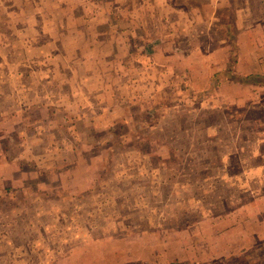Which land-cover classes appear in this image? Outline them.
Instances as JSON below:
<instances>
[{
  "label": "rangeland",
  "instance_id": "1",
  "mask_svg": "<svg viewBox=\"0 0 264 264\" xmlns=\"http://www.w3.org/2000/svg\"><path fill=\"white\" fill-rule=\"evenodd\" d=\"M70 2L0 0V185L25 191L17 202L0 197V264H264V172L245 177L262 163L251 151L264 130V0H173L168 11L161 0H132L140 26L116 25L137 35L139 56L123 51L121 75L113 58L103 69L77 59L74 74L61 70L90 45L89 26L81 40L64 32L69 15L82 30L96 15L69 14ZM109 9L99 12L105 24L120 19ZM184 40L203 58L226 48L227 78L256 82L259 97L249 88L243 102L221 105L235 91H200L204 75L140 61L185 51ZM103 50L112 44L93 54ZM193 61L203 74L206 59ZM2 161L19 163L23 181ZM69 181L80 187L67 190Z\"/></svg>",
  "mask_w": 264,
  "mask_h": 264
},
{
  "label": "crops",
  "instance_id": "2",
  "mask_svg": "<svg viewBox=\"0 0 264 264\" xmlns=\"http://www.w3.org/2000/svg\"><path fill=\"white\" fill-rule=\"evenodd\" d=\"M71 1L72 2H70V3H72V4H68V6L66 7L68 9L69 14H70V12L73 13L75 11L82 10L84 13V17L90 16L88 14L90 11L92 13L95 11L96 13H94V14H96V15H94L95 19H90V22L88 23V25L83 27L84 29L82 30L81 29L82 24L77 25V24L71 23L74 20H76V18H75V16H72L70 14L68 17V21H66L67 23L64 26L65 27L64 32H66L68 37L71 36L72 39L75 38V39L81 40V38H84L83 36H85V34H86L87 30H85V28H87L89 26V28H88L89 29V33H88L89 37L88 38L90 41V45L88 46V48H91V46H92V49H90V50H93V51L89 50L90 54H88V52L85 51V49L88 50V48H85V47L83 49L77 48L78 51L73 50L71 54L69 53L66 56L68 58H66V57L64 58L66 60V62H64L63 64L60 65L58 62L53 61V64L55 63L57 65H60L62 67L61 68L62 71L69 72L70 74H72V73L74 74V72L76 71V64H81L80 62L82 61V59L85 60V62L82 63L85 66L88 65L89 63L93 62L96 64L97 67H100L103 69V67H105V65L111 63L108 60L113 58V59H115V60H113V62L116 61V63H115L116 65L115 66L112 65V72L113 73L115 72L116 74H120V75L123 74L124 71H120V68H123V67H121L122 66L121 60L123 59V51L125 52V54L128 57L130 56V57L137 58V56H139L136 53V51H137V45L136 44H137L138 38L136 37L137 35H134V34H125L123 31V27L116 25V23H118V21L125 22V23L128 22L129 26L128 25L125 26L126 29H129L128 32H130L131 30L136 31L140 25H136L135 23L132 22L133 15H134V12H136V11L141 12L143 10L141 8L142 5L140 4L137 8V6L134 5V2H132V0H120L122 4H118L119 2L117 0H111V3H113V4H111V3L107 4L105 0H83V5H81L82 3L80 2L82 0H71ZM125 1H127L129 3V5H127V2L125 3ZM170 1L173 3V0H161L162 9H164L165 11H168V9L171 8L168 6ZM142 3H144V2H142ZM165 3L167 4L166 7H165ZM78 5L83 6V7L80 8V6H78ZM108 5H110L111 8H114L113 10H115V11L117 10V12H119L120 19L119 20L116 19L115 22L105 24L106 23L105 21H107V20H104V18L101 17V14L99 12L106 10V9H107V13L111 12L112 10L109 9L110 6H108ZM155 5H156L155 2L153 1V6L155 8V12H158V9H160V8H156ZM174 8H177V7L173 6V9ZM152 9H153V7H152ZM91 16H93V15H91ZM52 18H53V16H51V18H49V20ZM164 19H166L167 24H169V23L171 24L172 20H169L168 15H165V16L162 15V20H164ZM82 21H83V23H85L84 20H82ZM48 25L51 27L50 31H52L53 26H60L59 24L53 25L52 22H47L45 24V27H48ZM99 27L104 28V29L100 30V29H98ZM116 27H119V28L117 29ZM109 28H110V30H109ZM112 28L116 29L115 33H112ZM108 30L110 32H106ZM117 30L120 31L121 34H117ZM40 31H43V33H47L46 30H40ZM40 31L37 32L36 35H39ZM107 33H109V35H107ZM105 36H106V38H105ZM142 37H144V36H142ZM49 42H50L49 44L51 45V43H56L57 40H56V38L51 37ZM145 42H147L146 38H145ZM165 43L166 44H164V45L171 44V43H173V40H171V42L169 40L165 41ZM188 43H189L188 40H184V42L182 44V46H183L182 49H184V47H185V49H184L185 51L171 49L169 54H168V57L162 56L163 54H155L154 57H152V56H146L145 57L143 55V57H142V59H140V61L142 63H144L145 65L147 63H149V61H152L153 63H154V61L155 62L159 61V63L161 62L162 66L164 65L167 67L168 70H166V72L175 71V70H173L174 68L178 69V68L184 67V70L188 71L186 73H189V71H191L190 74L195 75V77L193 78L194 81L199 75H204V76H200L201 78L198 77V78L202 79L203 82H205L204 90H200V91H205L206 89L209 90V88H211L213 84H215L216 89H224V87L226 86V87H229L230 90L235 91L234 96L230 97L232 99L226 98L225 100L222 101L221 105H230L229 103H231L233 101H235L237 103L243 102L244 101V100H242L243 94L241 91L245 90V89H249V88L254 89L252 91H255L254 94L257 97H259L258 90H260L259 89L260 86L256 85V82H253V81L252 82H246V81H238V80H232V79L230 80V78H227V75L229 73L227 74L226 70L228 69L227 64H228L229 58H228V52L226 51V48L220 49L219 51H216L213 54L204 56L206 58H203V56L198 54V51L194 50L193 48H192V50L189 48L190 51H187L188 47H190V46H188ZM111 44H112V48H113L112 51L103 50L101 52H97L96 54H93L95 47H96V49H99V47L106 49V48H109ZM147 44H148V42H147ZM32 46H33V48H30V50H32L31 52H35L36 50H39V47H37V46L35 47V44H33ZM83 51H85V52H83ZM38 56H40V55H38V53L33 54V57L36 59L38 58ZM51 56H56V55L52 54ZM57 58H58V56L56 57V59ZM144 58H146V61ZM194 58H196L198 60L196 62H198V64H201V65L204 62V59H206L208 65H207V67H204L205 69H204L203 74H201L200 71L197 72V74L194 72L195 69L191 66V64H193V62H194L193 61ZM77 59H80L81 61L77 60ZM117 63H118V65H117ZM184 65H188V66L185 67ZM201 65H199V66H201ZM149 68L152 69L151 66ZM105 69L106 68H104V70L101 71L102 74L107 73V70H105ZM186 69H188V70H186ZM49 73H52L54 75L60 74L59 71L55 67H53L51 70H49ZM174 73H176L177 78H178V70H177V72H174ZM231 75L235 76V74H233V73H231ZM236 75L238 78H247L249 75H251V73L246 74V76H244V74H239V73H236ZM223 76H225V77H223ZM216 79H219V81H217ZM120 86H122V85H120ZM106 89H108V88L106 87ZM101 90H104V89H101ZM187 91L196 92L197 90H193L190 87H188ZM130 93H131V88L129 89V95H130ZM255 97H254V99H255ZM135 99H136V102L134 103L135 107L141 106L140 98L136 97ZM214 99H216L215 95L210 94L208 102L211 103L212 102L211 100H214ZM213 104H214V107H218V104H215V102H213ZM260 134L261 135L257 138V141L253 145V150L251 151V153H252V157H254L255 159H257L259 161H262V163H259L257 166L249 167L248 170H246L245 177H248L249 172H251V171L256 170V173L264 172V130H262ZM2 162L4 165L1 168L4 169L5 166L8 167V173H9L8 175H10V177L13 179V181H21V182L23 181L22 180L24 177L23 174H18L20 171L19 163L16 164V163H7L5 161H2ZM43 172L45 174H47L49 177L52 176L54 173H56V174L58 173L53 168L52 169L50 168L48 170H44ZM68 175H70L69 172L63 173L64 178L67 177ZM1 179H2V177L0 178V181H2ZM71 179L74 180V176H71ZM92 183L93 182H91L90 185ZM76 185H77V183L74 184L73 181L72 182L69 181V183L65 184L66 187L67 186L71 187L67 190L80 187V186H76ZM19 187L17 189H19ZM16 192L17 193H15V191H13V190H10L9 192H7V190L2 188V186L0 185V197L2 200L4 199L5 201L8 200V201H12V202L13 201L17 202V197H18L17 195L18 194L22 195V194H24L25 191L21 190V191H16ZM46 192L52 193L50 191H46ZM46 196H47V194H45V197ZM49 199H50V197H49ZM53 200H55V199L53 198ZM253 203H255V202H251L250 205ZM247 205H249V204H247ZM243 216H245V214H242V217ZM235 218H237V216L234 217V219ZM262 229H263V231H262L263 236L260 235V237H258V240L264 239V227ZM251 232H249V234H251Z\"/></svg>",
  "mask_w": 264,
  "mask_h": 264
}]
</instances>
